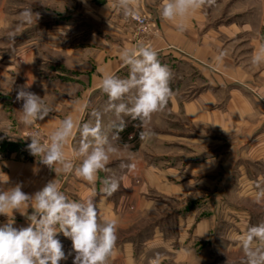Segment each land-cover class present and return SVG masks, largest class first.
<instances>
[{"label": "crops", "instance_id": "crops-1", "mask_svg": "<svg viewBox=\"0 0 264 264\" xmlns=\"http://www.w3.org/2000/svg\"><path fill=\"white\" fill-rule=\"evenodd\" d=\"M107 2L115 4V0H0V182L9 177L0 186L6 189L19 183L22 191L32 194L56 179L72 200L98 192L99 180L90 185L74 172L56 176L39 163L30 154L27 146L31 142L25 135L36 128L46 142L68 115L82 124L90 101L102 92L98 85L104 72L128 76L120 52L148 45L160 61L172 64L174 78H181L183 86L174 93L167 110L182 116L192 131L191 136L173 133L168 139L156 135L141 141L134 153L120 156L108 166L122 178L120 189L111 197H95L101 220L117 224V244L108 264H148L157 252L161 264H208L223 259V253L205 243L212 242L208 233L218 216L199 215L193 234L190 221L206 209V196H214L218 210L220 199L229 191L254 203L257 184L264 186V63L252 64L253 56L264 46V0H216L214 6L192 13L183 33L161 20L160 0H137L138 12L156 26L145 32L119 8L108 9ZM25 7L38 12L40 18L23 25L22 34L11 41L7 34L17 27L18 14ZM220 52L225 56L217 61ZM179 68L180 75L176 73ZM21 87L44 97L57 110L34 127H25L20 122L23 101L16 99ZM69 90L73 95H67ZM73 101L78 103L74 106ZM79 139L76 131L65 147L66 157L76 166L81 158L73 150ZM6 149L9 156H5ZM130 157L136 169H120L121 160L129 162ZM107 174L100 172L99 177ZM228 179L246 180L245 189L224 187ZM162 197L178 201L186 211L178 223L179 234L171 238L156 224L144 239L134 229ZM192 203H196L194 208ZM20 212L13 210L9 218L13 216L15 227H27L26 215L32 209L22 207ZM253 215L255 211L246 208L242 223L232 227L246 232ZM9 218L0 215V224ZM238 236H231L229 255L236 259L234 264H242L243 258ZM57 238L67 255L71 240L62 233ZM74 256L72 252L60 264H72Z\"/></svg>", "mask_w": 264, "mask_h": 264}, {"label": "clouds", "instance_id": "clouds-1", "mask_svg": "<svg viewBox=\"0 0 264 264\" xmlns=\"http://www.w3.org/2000/svg\"><path fill=\"white\" fill-rule=\"evenodd\" d=\"M215 4L216 0H160V18L173 23L177 31L183 33L192 13ZM106 6L108 9L119 8L125 18L140 20L137 0H115L114 5L107 2ZM39 18L40 14L33 12L31 7L23 8L18 14L17 27L7 34L8 39L15 41L22 34L23 25L37 23ZM119 56L128 68V76L122 78L104 72L98 87L107 96V101L102 110L90 113L93 119L80 124L68 115L46 142L38 133L28 136L31 138L28 150L39 163L54 171L56 176L74 172L90 185L99 180V191L94 190L92 195L78 201L65 195L56 179L32 194L22 191L19 183L6 189L0 186V215L9 218L13 210L20 212L22 207L32 209L31 215H26L30 221L27 227H15L13 216L0 224V264H60L72 252L75 253L72 264H108L117 244V224L115 220H101L95 197H111L120 189L122 178L108 165L122 151L116 141L126 127L124 117L138 119L143 128L140 139L150 140L155 135L150 127L153 115L163 112L174 96L170 87L173 73L168 65L161 63L151 46L125 48ZM224 56L225 53L220 52L215 59L221 61ZM261 63H264V46L252 59L255 66ZM67 95H73L72 90ZM16 99L23 101L20 122L25 127H34L37 121H43L57 110L44 97L25 90V87L18 90ZM72 103L75 106L78 101ZM107 113H112L115 118L105 125L103 117ZM76 131L80 136L79 146L73 151L81 158L79 166L74 165L65 153V147ZM136 167L131 157L129 162L121 160L119 163L120 169L129 172ZM100 172L108 174L101 179ZM8 182L9 177L0 185ZM257 187L256 203L264 204V186L257 184ZM59 233L72 242V250L67 255L57 238ZM237 239L243 251L242 264H264V221L248 227ZM148 264H161V253H155Z\"/></svg>", "mask_w": 264, "mask_h": 264}, {"label": "rangeland", "instance_id": "rangeland-1", "mask_svg": "<svg viewBox=\"0 0 264 264\" xmlns=\"http://www.w3.org/2000/svg\"><path fill=\"white\" fill-rule=\"evenodd\" d=\"M135 23V22H134ZM153 28V27H152ZM151 28V29H152ZM155 29V28H153ZM142 31V30H141ZM145 32V31H143ZM162 64L170 65L167 62L161 61ZM172 63V62H171ZM172 73L173 69L170 68ZM182 72V69H177L176 73L180 75ZM128 75V73H127ZM178 77V76H177ZM179 78V77H178ZM182 80L181 78L177 79L176 77L173 78L170 82V87L172 88L173 92L180 91L182 88ZM107 101V96L104 93H100L97 95V97L93 98L87 108L86 114L84 116V122H88L89 120L93 119L90 115V113L93 110H102L105 106ZM114 115L112 113H107L103 117L104 124L106 125L111 119H114ZM126 121V127L122 132L119 133V139L116 141V143L120 146L122 151L120 152L118 157H114L111 165H113L116 161L115 159L119 158L120 156L126 157L129 154L134 153V151L137 149L139 143L142 141L140 139V133L143 130L141 126V122L137 120H133L131 117H124ZM159 120V122H158ZM158 123L157 127L155 126V123ZM150 127L152 128L155 135L153 137H156V135L168 139V136H172L173 133L179 134L181 136H188L190 132L192 131V128L189 126L188 122L182 117V116H174L170 112H168L167 108L161 112L160 114L156 113L153 115ZM38 133L44 141V138L41 136V133L38 131V129L33 128V130L29 131L25 135V139L28 142H31V138L28 137L31 134ZM126 146V147H125ZM150 147L147 146V149ZM7 150V149H6ZM166 150V149H164ZM5 156H9L10 152L8 153V150L4 152ZM110 166V164L108 165ZM239 183V184H237ZM246 186V180H240V181H233L231 179L224 180V187L234 189V188H242L245 189ZM206 199V209L201 211L202 213L199 214L197 212L196 219L194 220L193 217L191 218V234H193V225L194 222H198L199 215H201V218L205 217L210 218L216 214L218 216V219L216 223L212 226V230L208 233L209 238L215 243L212 242H205L207 246L212 247V250H216L217 253H223V259H219L218 261H215L214 259L212 262H208V264H234L236 259L231 258L229 255V252L231 251V236L236 235L239 233V235H242L245 233L244 228L242 227H232V225L241 224L240 221L241 218L246 217V208L252 209L255 211V219L251 220L252 225H256L263 221V206L262 204H259L253 201H248L247 197L245 195H238V192H228L227 195H224L222 199H220L219 202H222L220 204L219 209L215 210V203L213 202L214 196H206L204 197ZM220 198V197H219ZM168 203V204H167ZM196 206V203H192V208ZM184 207L175 200L166 201L162 198H158L157 201V207L152 212L148 213V215H144L143 219H141V223L136 226L134 229L135 231L140 232L143 234V238H147L151 235V232H153V225H160L162 227V230L170 236L171 238H175L178 236L179 232V226L178 223L184 219V216L182 217V213L184 211ZM217 211V212H215ZM186 213V211H184ZM235 215V217H234ZM237 217V218H236ZM238 220V221H236ZM196 224V223H195ZM150 225V226H149ZM152 226V227H151ZM210 244V245H209ZM202 245V244H200ZM239 261V260H238ZM242 261H240L241 263Z\"/></svg>", "mask_w": 264, "mask_h": 264}, {"label": "built area", "instance_id": "built-area-1", "mask_svg": "<svg viewBox=\"0 0 264 264\" xmlns=\"http://www.w3.org/2000/svg\"><path fill=\"white\" fill-rule=\"evenodd\" d=\"M139 15H140V20H136L132 18L131 20L135 22L142 31H148L150 27L156 28V26L150 22V18L146 14L139 13Z\"/></svg>", "mask_w": 264, "mask_h": 264}, {"label": "trees", "instance_id": "trees-1", "mask_svg": "<svg viewBox=\"0 0 264 264\" xmlns=\"http://www.w3.org/2000/svg\"><path fill=\"white\" fill-rule=\"evenodd\" d=\"M10 148H13V146H11ZM10 150H11V149H10ZM12 150H15V147H14Z\"/></svg>", "mask_w": 264, "mask_h": 264}]
</instances>
